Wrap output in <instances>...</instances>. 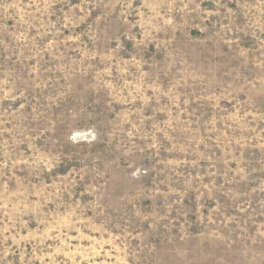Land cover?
Returning <instances> with one entry per match:
<instances>
[{
  "label": "rangeland",
  "instance_id": "rangeland-1",
  "mask_svg": "<svg viewBox=\"0 0 264 264\" xmlns=\"http://www.w3.org/2000/svg\"><path fill=\"white\" fill-rule=\"evenodd\" d=\"M0 264H264V0H0Z\"/></svg>",
  "mask_w": 264,
  "mask_h": 264
}]
</instances>
